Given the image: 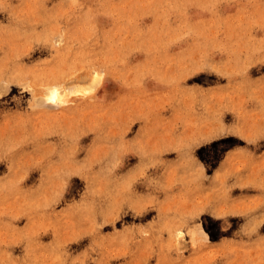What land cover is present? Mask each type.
<instances>
[{"label":"rangeland","instance_id":"1","mask_svg":"<svg viewBox=\"0 0 264 264\" xmlns=\"http://www.w3.org/2000/svg\"><path fill=\"white\" fill-rule=\"evenodd\" d=\"M0 264H264V0H0Z\"/></svg>","mask_w":264,"mask_h":264},{"label":"bare ground","instance_id":"2","mask_svg":"<svg viewBox=\"0 0 264 264\" xmlns=\"http://www.w3.org/2000/svg\"><path fill=\"white\" fill-rule=\"evenodd\" d=\"M94 75H95V74H94ZM95 76H96V75H95ZM94 80H95V79H94ZM96 81H98V80H95V81H92V82H96ZM99 81H100V80H99ZM92 82H91V83H92ZM94 85H95V83H94ZM77 89H78V88H77ZM54 95L57 96L58 94L54 92Z\"/></svg>","mask_w":264,"mask_h":264}]
</instances>
